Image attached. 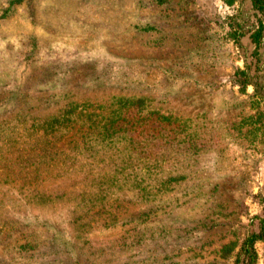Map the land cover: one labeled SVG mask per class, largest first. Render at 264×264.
Returning a JSON list of instances; mask_svg holds the SVG:
<instances>
[{
    "label": "rangeland",
    "instance_id": "obj_1",
    "mask_svg": "<svg viewBox=\"0 0 264 264\" xmlns=\"http://www.w3.org/2000/svg\"><path fill=\"white\" fill-rule=\"evenodd\" d=\"M261 17L251 0H0V264H264L249 241L264 219ZM117 94L148 106L121 108L126 140L96 163L83 131ZM68 101L98 114L27 129ZM135 162L149 200L106 179Z\"/></svg>",
    "mask_w": 264,
    "mask_h": 264
},
{
    "label": "trees",
    "instance_id": "obj_2",
    "mask_svg": "<svg viewBox=\"0 0 264 264\" xmlns=\"http://www.w3.org/2000/svg\"><path fill=\"white\" fill-rule=\"evenodd\" d=\"M251 1H252L253 6L261 13V16H262L259 19L258 27L250 34L251 41L255 43V45H258L259 43H261V41L264 40V0H251ZM63 92L64 91H61L60 93H57V95L64 94ZM111 99L112 100L109 103V107L113 105H117L118 107L113 108L110 111V114L108 112V115L105 116L106 119H108L109 121L101 122V120L93 119L91 121L93 123L89 125L90 130L83 131L84 138L86 135H88L90 141L92 142L91 143L92 146L95 147L97 143L102 144V150L101 151L96 150V153L97 154L99 153V158L95 160L96 163H103L107 158L112 157L111 155L107 154L110 152V149L113 148L112 145L121 143V139L126 140L125 136L120 134V131L126 130V129L128 130V128H125L121 125H116L117 124L116 122L118 120L124 119L120 115L121 108L129 107V106H139L141 108H146V106H148L147 98L142 97V96L125 95V94L118 95L117 94V95H113ZM73 103L74 102L72 101H68L64 103L62 105V108L58 109L59 113H56L55 115H50V116H46L43 118L33 117L32 120L36 119V120H39L38 122H42V123L38 127V125H36L38 123L32 122L31 125L27 127V129H33L36 131L40 130L43 133V136L46 138L47 135H52L54 133H57L58 130L61 128L62 124L68 120L69 114L75 109H78L80 113H85V115L87 113L88 116H94L98 114V113H93L91 111H88V107L93 105L90 102L83 101L75 105ZM76 105L79 106V108L75 107ZM155 114H157V117L154 118L155 121H159V122L165 121L167 122V124L171 123L173 120H177V119L180 120V118L174 114L161 115L160 113L157 112V110L154 113H152V115H155ZM175 126L179 129L180 132L182 131V128H181V126H183L182 123L181 124L177 123ZM131 141H132V138L129 139V141L126 143H128L131 146L132 145ZM135 163L137 165L136 170H133V168L131 169L126 168L127 170L120 168L116 171L114 175H107L106 179L107 181H109L111 185L113 183H116L117 187H120L121 183L123 185L127 184L128 181L132 179L133 182L136 184L135 187H139L140 191L148 190L147 194L149 195H145V194L143 195L145 197V200H149L153 187L150 183L144 180L141 177V175L138 176L139 174L137 173V170H138V166L140 162H135ZM129 164H131V162ZM143 164H146V162H143ZM153 166L156 168L157 163H153L150 165L149 163L147 164V167H146L147 173H150V169ZM102 176L105 177L106 175L103 174ZM169 181H171V177L166 178L164 180H160V182L158 183L159 188H162V189L169 188L168 186L170 184ZM263 201H264V196H263ZM261 223L262 224L260 226L259 232L257 234H253L252 237L249 239L251 243L257 239H264V219L261 221Z\"/></svg>",
    "mask_w": 264,
    "mask_h": 264
}]
</instances>
